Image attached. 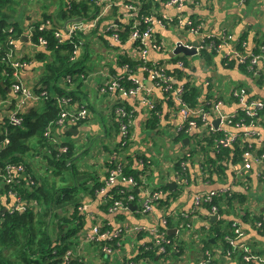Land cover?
Segmentation results:
<instances>
[{
	"label": "crops",
	"instance_id": "crops-1",
	"mask_svg": "<svg viewBox=\"0 0 264 264\" xmlns=\"http://www.w3.org/2000/svg\"><path fill=\"white\" fill-rule=\"evenodd\" d=\"M15 3L18 6L31 1L33 10L29 14L30 21L25 22L22 20V16L25 14L26 6L18 12V8L15 7L17 22H20L23 33L16 37V35H10L13 38V45L0 42V51L5 53L9 49H13V60L16 64H19L16 68H12V73L17 72L20 79L27 85L35 88L36 86H45L41 82V78L47 73L46 62L47 57H44L47 53V49L37 46L32 37L29 35L31 30L37 25L38 22L44 20H51L59 29H63V25L68 21L63 16V13L70 8L71 1L74 0H17ZM80 1V0H76ZM200 3L197 6H193L191 0H183V8L178 10L176 6H169L165 0H153L156 11L158 13H166L170 15H195V18L203 23V31L206 35H214L216 37L223 36L230 33L234 36L235 43L242 47L243 43H246L244 50L247 53L261 52V48L264 47V0H199ZM129 0H113L112 14H110L102 25H99L92 33L84 34V42L79 52L80 55H85L90 59L89 63L98 69L96 75H93L83 68L84 77L82 85L79 87L80 99L73 102V107L80 105L89 106L93 109L95 117L88 121L86 124L80 125V127H69L62 133H55L54 137L59 141L58 144L52 142V138H48L52 146L59 149V154L63 148H68V143L75 145L77 154H81L87 149H96L95 153L102 156V161L107 164L99 165V162L95 164L97 171L105 172L112 167L109 165L110 156L112 154L106 146L108 143L110 149L115 148L116 141L120 143V135L118 129V113L116 108L118 105H126L132 109L134 115L133 121V135L139 141L137 145L133 147L131 153L138 149L143 150L144 153H148L151 159L146 160L147 166L142 165L143 168L141 180L142 189L136 193L142 198L146 192H152L154 190L162 189L169 195L174 197L172 203L160 202L154 207V212L150 215H144L141 212H135L133 221L135 225H144L146 227L155 228L159 225L160 220L166 213L174 212H189L195 193L210 190V189H224L229 191V195L217 198V204L219 206L220 220L211 223V218L215 215H209V208H202L196 211L190 218L182 220L179 217L170 219V229H177L172 235L174 243L178 247V251H174L167 257V259L160 254H157L155 260L150 261L149 258H138V264H197L203 262L206 259L205 251L209 250L213 254V259L217 264H248L238 257H230L226 254L227 244L225 238L229 233L233 231V222L235 220L242 223L244 230V236L242 241H245L256 254H260L264 257V231L255 227V218L264 214V163L259 164L256 160L251 159L246 166L242 161V156L237 157V161L233 162V158L223 156L215 160L212 165L213 174H209V177L202 182V172L205 168H209V162L212 160L210 157L215 158L216 154L223 149L218 147L215 142V135L211 134V130L206 125H201L197 128L196 132L192 135L184 136H169L167 130L171 127L174 128L181 122V117L177 113V106L173 98L165 93L160 88L152 85L147 86V90L135 95L125 97L119 92H103L102 87L104 85V72L109 67H118L116 72L118 74H126L125 71H121L119 68L120 55L127 56V53L131 52L129 46L121 47L115 43L110 37L111 32L106 30L114 19L121 20L122 22H128L126 16L128 11L125 3ZM158 2H161L158 3ZM195 7V8H194ZM115 8V9H113ZM115 13V14H114ZM50 18V19H48ZM62 20V21H61ZM16 22V21H15ZM16 22V23H17ZM100 23V24H101ZM61 26V27H58ZM14 29V27H13ZM157 31L165 36L168 41H174L177 38V33L173 29H162L157 27ZM12 32V31H10ZM91 34V35H89ZM86 35L88 39H86ZM240 36H247V41L240 42ZM8 37V38H9ZM188 37L193 39L194 36L189 34ZM9 38V40H10ZM92 38V51H89L87 43ZM8 40V39H7ZM241 43V44H240ZM85 48V51L83 49ZM259 50H256V49ZM43 53V57H39V54ZM263 57L255 65L253 71H244L243 68L236 67L234 69L227 68L223 63L221 56H218L214 61L208 63L204 55L192 56L188 64L187 69H180L176 63L174 57L164 56L156 50L149 49V58L152 61H162L167 63V69L173 76L176 83H191L197 86L201 91V97L203 99L214 100L216 98L223 100V110L230 114L232 121L226 124L223 128V133L239 135L237 143L244 152L248 148L253 152H260L261 145L264 143V111L261 116V124L257 126V136L244 139L242 137V129L239 128V123L242 120L241 106L238 101L232 97L230 90L234 87H246L249 90L251 97L260 98L264 101V50L262 51ZM121 67V66H120ZM11 73V74H12ZM136 75L139 78H143L146 74L142 70H137ZM11 78L0 73V85L6 89V94H0V137L7 133L9 124V116L15 108L17 96L12 89V85L8 82ZM79 79L76 78L73 83L65 87L60 86L62 89L76 90ZM52 94H57L55 89L45 88ZM147 100L153 101L156 105L158 112L147 104ZM46 101H41L31 109L38 107L42 108L47 104ZM158 105L160 106L158 108ZM114 108L113 114L111 109ZM30 109V110H31ZM110 111V112H109ZM98 112V115H97ZM106 113L111 121L106 123L102 117V114ZM97 115V116H96ZM235 115V117H233ZM154 117H158L159 125L156 129L151 130L148 127L149 122ZM101 121V124H100ZM75 129L78 131H70ZM69 131V132H68ZM88 131V132H84ZM89 136L91 139L86 144L87 148L80 150L79 140L82 137ZM67 137L76 139L74 142H69ZM211 137L213 142L211 141ZM105 138L102 143L103 147L100 149V145L95 146L97 139ZM157 139L164 141L153 148V151L163 153L165 158L163 162H160L155 155H152V151L144 147V144H150V139ZM187 138V142L185 139ZM108 141V142H107ZM106 142V143H105ZM150 142V143H149ZM105 143V144H104ZM174 143V147L171 148V144ZM236 144V143H235ZM234 144V145H235ZM233 145V146H234ZM68 150V149H67ZM138 150V151H140ZM149 151V152H148ZM242 152V154H243ZM43 154V151H40ZM188 154V155H187ZM172 156V161L168 165V171L171 173V178L157 173L160 168H157L155 172L149 170V164L154 161L157 162V166L160 167L166 162V157ZM106 156V159H105ZM183 157H187L186 164V179L187 182L183 189L176 188L172 191L165 185L166 182L175 181L174 176L176 173V165ZM211 159V160H210ZM128 161V160H127ZM34 165V161H29ZM33 167V166H32ZM100 168V169H99ZM1 169V168H0ZM73 171V170H72ZM82 173L88 172L87 169L77 170ZM96 171V179L94 181L103 180L106 174H102L98 177ZM111 171V170H110ZM153 177V183L146 179L147 176ZM163 175V177H162ZM82 182H85L87 186H84V190L88 189V178L83 175L80 176ZM152 179V177H151ZM62 180V178H61ZM214 180V182H212ZM93 186L91 182V187ZM75 190L72 192L73 197L69 199L65 205H60V211L63 215V207L66 208V214H69L70 209L74 205L71 201L75 196H79L76 192H79L77 184H75ZM187 188V190H186ZM190 193H186L187 191ZM10 189L6 190L5 185L0 177V208H9L14 202V198L9 194ZM91 195V194H90ZM179 196L176 199L175 196ZM89 196L84 195V201H89ZM172 200V199H171ZM81 201V200H80ZM79 201V202H80ZM171 202V201H170ZM141 202H138L140 208ZM170 204V205H168ZM101 206H105L102 204ZM96 202H92L85 208V215L87 225H89V219L92 218L94 212L103 215L102 207ZM59 207V206H57ZM55 207V208H57ZM59 209V208H58ZM101 209V210H100ZM137 211V210H136ZM244 214L246 221H242L240 216ZM123 217L119 219L121 221ZM111 219V217H110ZM112 220V219H111ZM114 222V220H112ZM173 222V223H172ZM181 223H184V227H181ZM189 224V226H188ZM116 225L113 223V226ZM197 230L201 233L198 240H191V234L193 235ZM193 231V233H192ZM152 236L148 232L139 234L137 238L133 239L131 243L127 244V251L133 252L136 258L140 254L142 244L148 242ZM131 240V238H127ZM169 249L172 245L168 246ZM84 259L88 264H113L114 262L109 259V256L100 254L94 246L89 247L85 252ZM164 258L165 261H161ZM113 262V263H112ZM250 264H262L258 261L251 262Z\"/></svg>",
	"mask_w": 264,
	"mask_h": 264
},
{
	"label": "built area",
	"instance_id": "built-area-1",
	"mask_svg": "<svg viewBox=\"0 0 264 264\" xmlns=\"http://www.w3.org/2000/svg\"><path fill=\"white\" fill-rule=\"evenodd\" d=\"M92 1L99 9L101 2L108 0ZM144 1L145 0H129V2L125 3L128 11V16H126L128 22L126 23L114 19L111 21V24L106 27V30L111 32L110 38L115 43L121 47H130L131 52L127 53V57L130 60L137 61V65L134 68H131L130 63H124L121 65L120 69L121 71H125L126 74L120 73L119 75L111 74L110 69L107 67L103 74L105 80L102 91L107 93L119 92L125 97L135 96L147 90L148 88L145 83L147 80H151L153 86L163 90L175 101L178 110L177 113L181 117V122L175 127V136L180 137L184 135H192L196 132L199 126L206 125L211 130V134L215 135V142L218 147L228 148L233 146L237 143L236 141L239 135L223 133L224 126L232 121L231 115L227 114L222 108L223 100L218 98L214 100L205 99V103L198 104L194 107L190 106L185 99V93L187 90L186 83H176L167 69L166 62L152 61L149 58V49L156 50L164 56H169V54L178 47H187L190 49L195 48L197 52L195 55H187L180 52L174 56L176 65L180 69L185 70L187 69L192 56H202L203 51L208 48L214 50L227 62L236 61L238 65H241L249 61L254 68L263 57L262 51L264 50V47L261 48V52L247 53L244 50L246 43L244 42L242 47H239L236 43L233 45L232 42L234 41V36L230 33L224 34L220 37H216L212 34L206 35L203 31V23L195 18V15H170L166 13H157L154 9L151 16L144 15L142 13ZM165 2L169 6H176L178 10L183 8V0H165ZM191 2L195 6L200 3L199 0H191ZM113 5V2L106 4L102 11H98L97 15L91 19L71 22V24H68V29H57L54 27L51 20H45L38 26V28L37 26L34 27L29 35L33 40L34 32L37 29L39 32H44L47 31L48 27H53L55 29V37L59 44H62L65 40L73 44L74 48L71 54V61H76L80 48L83 45L82 41H76V36L78 33L88 34L97 29L103 19L110 14ZM142 22L147 25L146 29L141 27ZM126 25L130 26V31L127 39L123 41L122 33L127 30ZM157 27L162 29H173L177 33V38L174 41H168L165 36L157 31ZM9 31H13V27H11ZM189 34L193 35L194 38L190 39L188 37ZM33 42L37 46L45 49L49 46V41L44 36H40L37 42L34 40ZM13 54L12 48L5 53L0 51L1 72L11 78L8 82L11 83L12 89L17 96L15 108L9 116V125H12L13 127L23 126L25 122V114H27L33 106L41 101L53 100L59 107V114L54 121L47 125L44 131V136L46 138L54 139L52 142L58 144L59 141L54 137V134L65 132L69 127L79 128L80 125L88 119L91 113L90 107L85 105L73 107V100L69 96L58 93L52 94L46 89L38 90L25 84L20 79L17 72L12 73V68L19 66V64H16L13 60ZM135 69L142 70L146 75L143 76V78L137 77L136 71H134ZM82 77H84V75H82ZM126 79L132 80L133 84L125 85L124 82H126ZM62 81L71 82L72 78L68 75L66 78H63ZM230 94L241 106L242 120L238 125L239 128L242 129V137L244 139L256 137L257 126L261 124V116L264 111V101L251 97L249 90L243 86L232 88ZM146 102L154 112L159 111L153 101L151 102L150 100H147ZM116 113H118L119 116L118 133L120 135L121 145L130 146L134 141V135L131 130L134 121L133 111L126 105H119L116 108ZM233 117H235V115ZM218 118L220 119V123L218 127H215L213 119ZM5 142L8 143L9 139L6 138ZM67 149L68 148H63L60 152H67ZM110 157L109 162H111L114 167L110 169L111 171L108 170L107 177L103 179V181L106 182V186L101 188L100 192H98L102 196L101 200H96L92 196H89L88 198L92 202H97L98 205H107L109 202L107 193L110 188H113L119 182H125L128 184L129 188L127 190L121 189L119 197L113 199L112 204L108 206V215L114 220L112 223L116 225L109 227L107 225L109 223L105 222V218L102 215L98 214L100 216L98 217L93 214L92 218L89 219V225H87V223L83 225L74 239V247L66 250L63 257L65 264H81V260L84 258V254L82 253L85 252L86 245L93 243L98 244L99 253L103 252L104 255L109 256L110 260H112L113 256L118 255L122 259L121 264H138V257L136 258V255H134L133 252L127 251V244L131 243V241L137 238L139 234L148 231L152 238L148 242L142 244L144 252H158L161 256L167 259L171 253L179 250L172 239V235L168 233L170 219L174 217H179L182 220L188 219L195 214L196 211L202 208H209L210 216L218 214L220 210L217 204V198L229 195V191L224 189L213 188L200 191L194 194L191 210L189 212L166 213L162 216L159 225L155 228L149 229L144 225H135V223L131 221V219L135 217V212L150 215L154 212V207L157 203L166 202L171 204L174 197L162 189L148 193L146 192L142 198H140V194L137 197L135 192L136 190H139V192L141 191L142 184H139L133 176L125 177L123 175L120 164L122 156L120 154L113 153ZM251 159L256 160L259 164L264 163V143L261 145V151L258 153L253 152L249 148L243 152L242 161L246 166ZM186 160L187 157H183L176 165L177 171L174 176L175 181H173L176 183V188L179 189H183L187 182ZM177 166H179V168H177ZM1 169L0 177L2 182L4 185L10 186L9 194L14 198V202L9 207L10 211L19 213L25 212L28 209L37 211L38 207L35 206L36 202L23 197L20 192L14 188L15 185H19L22 182V178L28 179L25 174V165L23 163L8 162L4 168V172L2 171L3 169ZM208 173L212 175L213 171L209 168H205L202 172V182L209 177ZM29 180L32 184L37 183L35 179L31 178ZM212 182H214V180H212ZM186 193H190V191L188 190ZM138 202H141L140 208ZM88 205L89 202L87 200L84 201L82 197L78 209L81 212H85V208H87ZM133 205H136V209H132ZM73 210L74 205L70 209L69 214H71ZM119 216L123 217L121 221H119L121 218ZM255 225L259 230L264 231V214L261 219L256 221ZM181 226L184 227V223H181ZM244 233L242 223L235 220L233 222L232 233H229L225 238L226 244L228 245L226 248V254L230 257H238L248 264L255 261L264 264V257L255 254L251 247L245 241H242ZM127 238H131V240H127ZM105 240H117L118 247L113 248L111 245L104 244L103 241ZM169 245H172L171 249H169ZM141 252L142 249L140 253ZM72 254L74 255L72 256ZM205 255L206 259L197 264H217L213 259V254L209 250L205 251ZM142 259L146 260V258Z\"/></svg>",
	"mask_w": 264,
	"mask_h": 264
},
{
	"label": "trees",
	"instance_id": "trees-1",
	"mask_svg": "<svg viewBox=\"0 0 264 264\" xmlns=\"http://www.w3.org/2000/svg\"><path fill=\"white\" fill-rule=\"evenodd\" d=\"M17 2V0H0V42L4 43V46L10 35H16V37H19L23 33L21 26L19 27V22H17L18 20L15 18L16 15H14L16 10L14 3ZM158 3L161 4V2ZM192 5L195 6L194 4ZM153 9L156 10L153 0H145L142 7V13L144 15L151 16ZM98 11V6L92 0H74L71 1L70 8L63 13V16L67 20H72L76 17H83L87 20L95 17ZM107 17H105L103 21ZM41 23L42 22L37 23V28ZM100 25H102V23ZM141 25L143 29H146L147 25L144 22H142ZM11 27H14L12 32L9 31ZM126 27L127 30L122 33L123 41L127 39L130 31V26L126 25ZM40 36H44L49 41L47 51L50 53H47L44 56L48 58V61L46 62L47 73L41 78V82L45 86H36L35 88L38 90L45 88L55 89V92H59L58 94L71 97L73 102L79 101L81 95L79 87L82 85V75L85 73L82 72L83 68H80L79 66V60L71 61V54L74 48L73 44L67 42L66 40L62 44H59L54 35V29L44 32H39L37 29L34 32L33 40L37 42ZM239 38L240 42L247 41L248 43L249 41L247 36H240ZM75 39L77 42H84V34L78 33ZM256 50L259 49L257 48ZM203 55L208 63L214 61L219 56L214 50L209 48L203 51ZM120 56L119 68L127 62L130 63L131 68H134L137 65V61L130 60L124 54ZM39 57H43V53H40ZM221 59L229 69H234L236 67L243 68L244 71H253L255 69L251 66L249 61L245 64L238 65L236 61L227 62L225 59ZM117 68L118 67L115 66L111 67V74L119 75V72H116ZM1 70L2 66L0 65V73ZM137 70L138 69H135L134 71ZM68 75L71 76L72 83L76 78L79 79L76 90L71 91L60 87H65L70 84V82L62 81V79L66 78ZM103 80H105V77ZM124 84L132 85L133 82L132 80L126 79ZM186 89L185 99L190 106L194 107L198 104L206 102L207 99L205 100L201 97L202 91L197 86L192 85L191 83H186ZM0 94H6L5 87L1 85ZM159 107L160 106L158 105V108ZM58 114L59 107L57 103L50 100L42 108L35 107L25 114V122L23 126L13 127L8 124V133H4L3 136L0 137V168L3 169L1 170L4 172V168L8 162L23 163L26 167L25 174L28 179L22 178V182L19 185H15L14 188L28 200H34L37 203L42 202L43 205H39L37 211L28 209L22 213L11 212L9 208L0 209V264H17L19 262L21 264H65L63 257L66 250L75 244L74 239L80 232L83 225L87 223L85 215L83 214L84 212H81L78 209L79 203L77 202L74 204V210L71 214L59 216V218L63 217L62 220L58 218V221L56 222V225L59 226V232L56 234L55 238L51 236L49 228L50 223L53 222L51 217L54 218L55 207L59 206L57 204H64L71 199L73 197L72 192L75 190V187L64 186L61 188H55V184L50 183L44 177L38 179L32 169V164L27 159V156L30 155L32 150L38 152L43 151V157L44 159L46 158L47 162V171H50L51 173H61L63 170L74 168L73 158L76 153L75 145L68 143L67 152L59 154V149L52 146L48 138L44 136L45 128L50 122L54 121L58 117ZM158 125V117H154L153 120L149 122L148 127L149 129L154 130L158 127ZM132 129L133 124L131 130ZM6 138L9 139L8 143L5 142ZM211 141L213 142L212 137ZM106 146L109 150H111L112 154L117 153L122 156L120 164L123 175L125 177L133 176L139 184H142L141 177L139 176L143 172V168L141 166L147 165L146 160L151 159V156H149L148 153H144V151L140 149H138L140 151L137 150L131 153V149L133 147L128 148V146H122L121 142L118 143V141H116V144L114 145L116 147L113 149H110L108 143H106ZM130 146H132V144ZM242 152V148L238 143L234 146L223 148L216 154L215 158L210 157L212 160L210 159L211 161L209 162V167L213 171L214 165H212V163L219 158H223V156H228L229 158L232 156L233 162H235L237 161L238 156H242ZM109 165L114 167L111 162H109ZM177 168H179V166H177ZM105 172V177H107L108 171L105 170ZM31 178L35 179L37 183H30L29 179ZM104 186H106V182L103 180L96 181L93 187L90 188L91 195L88 194L86 196H92L96 200H101L102 196L98 192H100L101 188ZM5 187L6 190L10 189V186L5 185ZM128 188V184L125 182H119L108 191V204L105 206L99 205L103 209V215L100 213L98 214L105 218V222L109 223L107 224L109 227L113 226V223L110 219V215H108V206L112 204L113 199L119 197L121 189L127 190ZM135 194L138 197L136 192ZM262 216L263 215L256 217L255 220L257 221L261 219ZM240 218L243 223L247 222L244 214H242ZM59 220L61 221L60 224ZM103 243L111 245L113 248L118 247L117 240H105ZM8 249L12 250V254L18 257L15 262L9 261L6 256L2 255V251ZM142 252H144L143 248ZM142 252L139 254L138 258L143 257L146 259L149 258V260H155L157 254H159L154 251ZM100 254L104 255L103 252ZM172 255H174V253ZM81 264L88 263L83 258L81 260Z\"/></svg>",
	"mask_w": 264,
	"mask_h": 264
},
{
	"label": "rangeland",
	"instance_id": "rangeland-1",
	"mask_svg": "<svg viewBox=\"0 0 264 264\" xmlns=\"http://www.w3.org/2000/svg\"><path fill=\"white\" fill-rule=\"evenodd\" d=\"M22 2H24V0H22ZM110 2H113V0H108V1L101 2V4L99 5V12H101L102 9L106 6V4H108ZM31 3H32L31 1H28L25 4H22L21 3L20 6H18L17 4L14 3V6H16L18 8V12L23 8V6H26L25 14H24V16H22V20L25 21V22L30 21V18H29V14L28 13H31L32 10H33V7L31 6ZM18 12H14V14L17 15ZM112 13L113 12H111V14ZM19 24H20V22H19ZM89 35H91V34H89ZM89 35H86V39H88V36ZM87 46L89 48V51H92L93 50V48H92V38H90L89 42L87 43ZM83 51H85V48L83 49ZM80 52H81V49H80ZM195 59H197V56H195ZM78 60H79V66H80V68H84L85 70L89 71L90 73L93 72L91 74L96 75V72L99 71L98 69L93 68L94 66H92L89 63L90 59H88L85 55H83V54L80 55V58H77L76 61H78ZM117 107H115V108H117ZM113 110H114V108H112L110 110L111 113L113 112ZM90 111H91V113H90L88 119L84 122L85 124L88 121L92 120L95 117L94 111H93L92 108H90ZM97 115H98V112H97ZM102 117H103V119L105 120L106 123H109V121H111L110 117L106 113H103L102 114ZM100 124H101V121H100ZM84 132H88V131H84ZM167 134L169 136H175V128H174V130H173L172 127L170 129H168L167 130ZM90 139L91 138L89 136H87V137L84 136V137L81 138V140H79L80 142H79L78 145H80V147H81L79 151H81L82 148L83 149H86L87 148V145L86 144L90 141ZM67 140L69 142H74L76 139L71 138V137H67ZM104 141H105V138L97 139V141L95 142V146L101 144L100 145V149H102V147H103V144L102 143ZM137 142H139V141L135 138L134 141L132 142V145L133 144H136L137 145ZM150 142H149L150 144H147V143L144 144V147L145 148L147 147L148 150L152 151L151 152L152 155H155L154 156L155 158H157L160 162H163V159L165 158L164 154L163 153H160V152L153 151V148L156 147L161 142L163 144L164 141H159L157 139H152L151 138L150 139ZM173 147H174V143L171 144V148H173ZM34 148H36V147H34ZM128 148H131V147H128ZM95 150L96 149L93 150V148H90V149H87V151H83L81 154H77V151H76V153L74 155V158H73L74 168L73 169L71 168V169H68V170H63L61 173H51L50 171H47L46 170V166H47L46 158L44 159V157H43L44 155L42 153L38 152V151L32 150L30 152V155L27 156V159L29 161L30 160H33L34 161V165H32L33 166L32 169H33L36 177L38 179H41L42 177H44L50 183L55 184V186H56L55 188H61V187H64V186H72V187H75V184H77L78 189L80 191L79 192H76V193L79 196H75L72 199L71 202L73 204H75L77 202L80 204L79 201L82 199V197L84 195L90 194V188L93 187V186L91 187V182H92L93 185L96 183V181H94L96 179V171H97L96 170V167H95V164H97V162H99V165H103L104 163L108 165L107 162L102 161V156H100L98 153H95ZM105 159H106V156H105ZM166 160L167 161L164 162V164L162 166H160V167H158L157 166V162L154 161L153 163L149 164V170H151L152 172H155L157 168H160V170L157 173H160V174H163V175L167 176L166 178H171V173L168 171V169H169L168 165L173 160L172 159V156L171 155H168L166 157ZM79 168H80V170L87 169L88 172L82 173L80 171H77ZM97 172L99 173L98 174V177L99 178H100V176L102 174H104V175L106 174V172H102V171H97ZM81 175H83L84 177L88 178V180H89V182H88V189L87 190H84V186H87V184L85 182H82L81 181V179H80V176ZM163 175H162V177H163ZM139 176L141 177L142 176V173ZM151 177H152V179H151ZM153 177H156V176H152V174H151V175H149V176L146 177V179L150 182V184L153 183V179H154ZM61 178H62V180H61ZM175 197H176V199H178L179 196L177 195ZM88 202H89V204L92 203V201H90V200ZM65 204H67V203L57 204V205H59V207L55 208L54 218L51 217V219L53 220V222L50 223L49 230H50L51 236L53 238H55L56 237V234L59 232V226L56 225V222L58 221L59 216L62 215L61 214V211H60V207H61L60 205H65ZM39 205L40 206H43L42 205V202H39V203L36 202L35 203V206L36 207H38ZM66 208L67 207H65V208L63 207V213L64 214L62 216H66ZM0 209H2V208H0ZM94 215H97L98 217H100L97 212H94ZM59 219L62 220L63 217L62 218H59ZM60 222L61 221L59 220V224H60ZM181 227H183V226H181ZM192 233H193V231H192ZM200 233H201V231L200 230H197V232H195L193 235L191 234V240L192 241H193V239L198 240V237H199ZM74 245L72 247H74ZM92 246H94L95 249L99 252V245L96 244V243L86 245L85 249L87 250L89 247H92ZM86 250H85V252H86ZM85 252L82 253V254H84V256H86L85 255ZM2 255L3 256H6L7 259L9 261H11V262H15L18 259V257L16 255H13L12 254V250H10V249L5 250V251L3 250L2 251ZM73 255L74 254H72V256ZM161 259H162L161 261H163V260L165 261L164 258H161ZM112 261L114 262V263L112 262L113 264H121L122 259H121L120 256L115 255V256L112 257ZM154 261H156V260H154ZM17 264H21V263L19 262Z\"/></svg>",
	"mask_w": 264,
	"mask_h": 264
},
{
	"label": "water",
	"instance_id": "water-1",
	"mask_svg": "<svg viewBox=\"0 0 264 264\" xmlns=\"http://www.w3.org/2000/svg\"><path fill=\"white\" fill-rule=\"evenodd\" d=\"M84 18L83 17H77V18H74L72 20H68L64 25H63V29H68V24L73 22V21H81L83 20ZM58 27H61V26H58ZM180 52H183L187 55H195L197 52H196V49L195 48H187V47H178L176 48L172 53L169 54V57H174L175 54L177 53H180ZM146 83H148V85H151L150 87H152V81L151 80H147ZM219 123H220V119H213V124L215 127H218L219 126ZM70 131H78V130H75V129H71ZM187 138L185 139V142H187ZM170 191L174 190L175 187H176V183L174 181H171V182H166L165 184ZM138 192V190H137ZM132 209H136V205H133L132 206ZM220 220V214H215L212 218H211V223H214L216 221ZM177 231V229H168V233L169 234H173Z\"/></svg>",
	"mask_w": 264,
	"mask_h": 264
},
{
	"label": "bare ground",
	"instance_id": "bare-ground-1",
	"mask_svg": "<svg viewBox=\"0 0 264 264\" xmlns=\"http://www.w3.org/2000/svg\"><path fill=\"white\" fill-rule=\"evenodd\" d=\"M52 29H54L53 27H48L47 28V30H52ZM54 35H55V29H54ZM10 38V37H9ZM9 38H8V40H7V44L9 45V44H13V38H10V40H9Z\"/></svg>",
	"mask_w": 264,
	"mask_h": 264
},
{
	"label": "clouds",
	"instance_id": "clouds-1",
	"mask_svg": "<svg viewBox=\"0 0 264 264\" xmlns=\"http://www.w3.org/2000/svg\"><path fill=\"white\" fill-rule=\"evenodd\" d=\"M76 18H77V17H76ZM44 21H45V20H44ZM44 21H43V22H44ZM69 24H70V23H69ZM35 27H36V26H35ZM54 27L57 28L56 26H54ZM57 29H59V28H57ZM202 55H203V53H202ZM220 211H221V210H220Z\"/></svg>",
	"mask_w": 264,
	"mask_h": 264
}]
</instances>
